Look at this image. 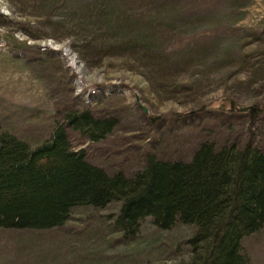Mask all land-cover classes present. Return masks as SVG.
<instances>
[{
	"label": "trees",
	"instance_id": "obj_1",
	"mask_svg": "<svg viewBox=\"0 0 264 264\" xmlns=\"http://www.w3.org/2000/svg\"><path fill=\"white\" fill-rule=\"evenodd\" d=\"M23 3L33 4L44 13L49 30L62 31L63 37L76 43L83 38L75 51L83 53L84 61L121 55L133 61L137 72L144 68L150 83L160 90L163 82H177L165 75L159 60L164 54L156 52L170 46L173 40L166 36H176L175 24H183L178 19L181 5L176 0ZM57 9L66 11L49 20ZM145 10H152V15L144 18ZM227 24L225 28H232ZM95 25L100 29L98 34ZM79 31L81 36L76 33ZM224 40H212L216 51L206 54L201 65L231 57L237 66L254 72L256 62H249V56L238 51L234 41ZM176 43L174 48L181 47L177 57L188 56L185 43ZM140 73L144 75L143 70ZM62 118L63 122L51 120L45 131L35 124L34 130L25 133L15 117L0 107L1 230L59 235L58 247L66 248L65 264H142L135 262L143 257L135 240L143 223L148 222L157 232L166 233L164 241L171 244L176 239L169 235L184 232L181 256L153 264H248L241 241L264 227V149L250 141L242 146L202 141L187 160L163 159L146 151L140 166L126 174L119 169L107 171L90 161L86 151L74 147L70 135L74 132L78 140L97 142L112 131L113 118L96 117L88 109L67 110ZM24 123L21 119L20 124ZM105 210L108 213L103 214ZM75 215L79 216L76 221L90 222L87 226L77 222L81 231L68 225ZM104 239L108 245L129 246L123 256L126 260L114 256L108 263L104 261ZM26 243L22 236L13 249L14 256L28 247ZM48 260L41 258L39 264Z\"/></svg>",
	"mask_w": 264,
	"mask_h": 264
},
{
	"label": "rangeland",
	"instance_id": "obj_2",
	"mask_svg": "<svg viewBox=\"0 0 264 264\" xmlns=\"http://www.w3.org/2000/svg\"><path fill=\"white\" fill-rule=\"evenodd\" d=\"M176 1L183 24H175L176 36H166L173 40L170 46L156 52L164 54L159 60L165 75L178 80L163 82L160 90L150 83L144 68L142 75L131 59L121 55L84 61L83 53L75 51L83 38L76 43L63 37L62 31L49 30L44 13L35 5L0 0V107L15 117L25 133L34 130L35 124L45 131L51 120L63 122L67 110L88 109L96 117L113 118L112 131L97 142L78 140L69 129L74 147L82 148L90 161L107 171L129 174L140 166L146 151L163 159L187 160L202 141L237 146L250 141L264 149V0ZM65 11L57 9L49 20ZM144 12V18L152 15V10ZM226 21L232 28L224 27ZM98 25L95 34L100 32ZM76 33L81 36L82 32ZM216 37L234 41L249 62H256L254 72L237 66L231 57L203 67L204 56L216 51L212 44ZM174 42L185 43L189 55L177 57L181 47L174 48ZM244 106L250 108L237 110ZM21 119L26 123L20 124ZM74 218L68 225L77 231L82 228L78 223H90ZM183 233L169 235L176 239L171 244L164 241L166 233L144 222L135 240L143 257L135 262H170L181 256ZM22 236L28 247L17 257L13 249ZM55 236L50 231L0 229V264H39L41 258L49 259L45 264H65L66 248L58 247L60 238ZM106 240L101 242L107 245L101 246L104 261L114 256L126 260L123 256L129 246L108 245ZM241 248L248 264H264V227L244 237Z\"/></svg>",
	"mask_w": 264,
	"mask_h": 264
},
{
	"label": "water",
	"instance_id": "obj_3",
	"mask_svg": "<svg viewBox=\"0 0 264 264\" xmlns=\"http://www.w3.org/2000/svg\"><path fill=\"white\" fill-rule=\"evenodd\" d=\"M249 108H250V106H244V107L238 108L237 110L244 111V110L249 109Z\"/></svg>",
	"mask_w": 264,
	"mask_h": 264
}]
</instances>
